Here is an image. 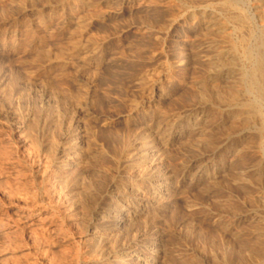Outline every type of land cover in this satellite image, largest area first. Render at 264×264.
Masks as SVG:
<instances>
[{"label": "rangeland", "instance_id": "rangeland-1", "mask_svg": "<svg viewBox=\"0 0 264 264\" xmlns=\"http://www.w3.org/2000/svg\"><path fill=\"white\" fill-rule=\"evenodd\" d=\"M0 264H264V0H0Z\"/></svg>", "mask_w": 264, "mask_h": 264}, {"label": "bare ground", "instance_id": "bare-ground-1", "mask_svg": "<svg viewBox=\"0 0 264 264\" xmlns=\"http://www.w3.org/2000/svg\"><path fill=\"white\" fill-rule=\"evenodd\" d=\"M220 23H221V22H220ZM222 33H223V32H222ZM224 33H225V32H224ZM251 89H252V87H251ZM238 93H239V92H238ZM238 93H237V94H238ZM234 96H235V95H234ZM146 159H147V158H146ZM147 160H148V159H147ZM141 161H142V160H141ZM154 176H155V175H154Z\"/></svg>", "mask_w": 264, "mask_h": 264}]
</instances>
